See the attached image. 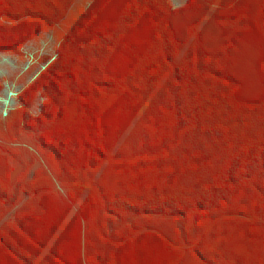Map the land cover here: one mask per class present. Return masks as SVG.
<instances>
[{
    "label": "trees",
    "instance_id": "obj_1",
    "mask_svg": "<svg viewBox=\"0 0 264 264\" xmlns=\"http://www.w3.org/2000/svg\"><path fill=\"white\" fill-rule=\"evenodd\" d=\"M75 2L0 0V53ZM17 98L0 264H264V0H93Z\"/></svg>",
    "mask_w": 264,
    "mask_h": 264
},
{
    "label": "rangeland",
    "instance_id": "obj_2",
    "mask_svg": "<svg viewBox=\"0 0 264 264\" xmlns=\"http://www.w3.org/2000/svg\"><path fill=\"white\" fill-rule=\"evenodd\" d=\"M92 1L76 0L66 19L60 25L46 29L38 35L22 49L20 55L0 53V80L4 84V90L0 93V118H5L10 111L19 107L18 94L45 69L46 60H53L56 57L65 34L78 21ZM186 2L187 0H172L175 8L184 6ZM41 103L42 100H39L32 109L34 115L40 112ZM21 149H27L29 154L34 156L35 161L28 159V163L30 161L31 164H14L12 171L15 176L14 180L23 175L30 178L36 168L44 166L37 150L27 145H22Z\"/></svg>",
    "mask_w": 264,
    "mask_h": 264
},
{
    "label": "water",
    "instance_id": "obj_3",
    "mask_svg": "<svg viewBox=\"0 0 264 264\" xmlns=\"http://www.w3.org/2000/svg\"><path fill=\"white\" fill-rule=\"evenodd\" d=\"M12 179H13V180L15 179V176H14V175L12 176Z\"/></svg>",
    "mask_w": 264,
    "mask_h": 264
},
{
    "label": "crops",
    "instance_id": "obj_4",
    "mask_svg": "<svg viewBox=\"0 0 264 264\" xmlns=\"http://www.w3.org/2000/svg\"><path fill=\"white\" fill-rule=\"evenodd\" d=\"M89 5H90V4H89ZM89 5H88V6H89ZM88 6H87V7H88Z\"/></svg>",
    "mask_w": 264,
    "mask_h": 264
}]
</instances>
